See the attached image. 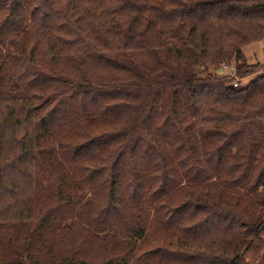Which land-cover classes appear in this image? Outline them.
<instances>
[{"label": "trees", "instance_id": "16d2710c", "mask_svg": "<svg viewBox=\"0 0 264 264\" xmlns=\"http://www.w3.org/2000/svg\"><path fill=\"white\" fill-rule=\"evenodd\" d=\"M262 40L264 0H0V264H264Z\"/></svg>", "mask_w": 264, "mask_h": 264}, {"label": "rangeland", "instance_id": "374dc122", "mask_svg": "<svg viewBox=\"0 0 264 264\" xmlns=\"http://www.w3.org/2000/svg\"><path fill=\"white\" fill-rule=\"evenodd\" d=\"M244 57L246 60V63L248 65H264V40L253 43L243 49ZM224 69V74H230L231 67H226L225 65L221 67ZM220 69V68H219ZM216 70L214 73L218 74ZM234 74L233 72L231 73ZM240 80V79H239ZM251 80V78H245L242 79V81L239 82V86L244 87L248 84V82ZM144 248H148L149 246L146 244L143 246Z\"/></svg>", "mask_w": 264, "mask_h": 264}, {"label": "built area", "instance_id": "2783aa9c", "mask_svg": "<svg viewBox=\"0 0 264 264\" xmlns=\"http://www.w3.org/2000/svg\"><path fill=\"white\" fill-rule=\"evenodd\" d=\"M218 71V74H221V73H223V71H224V69H222V68H220V69H217ZM231 73L233 72L234 73V67H231ZM239 79L238 78H235V80L232 82V87H234V88H237V87H239Z\"/></svg>", "mask_w": 264, "mask_h": 264}]
</instances>
